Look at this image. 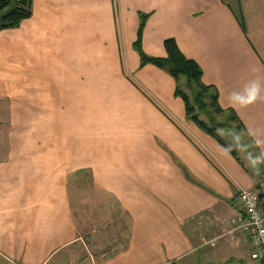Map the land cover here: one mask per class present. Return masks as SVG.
<instances>
[{
    "label": "crops",
    "instance_id": "1",
    "mask_svg": "<svg viewBox=\"0 0 264 264\" xmlns=\"http://www.w3.org/2000/svg\"><path fill=\"white\" fill-rule=\"evenodd\" d=\"M141 15L146 55L173 38L216 89L225 145L186 115L172 75L140 65ZM248 15L240 0H32L0 30V264H264L242 232L223 235L240 188L264 209V163L249 161L264 146L248 135L264 145V100L228 102L250 81L264 96V13ZM91 170L127 218L104 251L72 205Z\"/></svg>",
    "mask_w": 264,
    "mask_h": 264
},
{
    "label": "trees",
    "instance_id": "2",
    "mask_svg": "<svg viewBox=\"0 0 264 264\" xmlns=\"http://www.w3.org/2000/svg\"><path fill=\"white\" fill-rule=\"evenodd\" d=\"M31 5L32 0H0V30L18 27L22 20L31 15ZM145 18V15H141L137 30V39L134 42V46L140 55V65L142 66L150 63L164 69L172 75L176 80L174 94L179 96L184 101L186 106V115L208 134L225 145L222 137L219 135L215 125L213 124L214 117H211L206 121L201 119L197 113L201 111L208 114L209 110H211L210 114H213L222 111L217 101L216 89H213L212 92L209 90L212 88L211 86H207L202 83L201 68L193 59L186 57L180 51L173 38H167L164 40V48L166 51L165 57H151L146 55L142 51L140 43ZM182 76L186 78V84L193 92L194 102H196L195 104H193L190 96L179 86V81ZM230 151L234 153L233 150L230 149Z\"/></svg>",
    "mask_w": 264,
    "mask_h": 264
},
{
    "label": "rangeland",
    "instance_id": "3",
    "mask_svg": "<svg viewBox=\"0 0 264 264\" xmlns=\"http://www.w3.org/2000/svg\"><path fill=\"white\" fill-rule=\"evenodd\" d=\"M240 4L245 13L244 20L246 22L249 20L248 13H264V0H240ZM262 20H264V18H262ZM179 86L190 96L193 104H195L193 92L190 90L191 88L187 86L184 76L181 77ZM197 113L201 119L206 121L212 116V114H206L201 111ZM0 116L4 117L5 113L0 112ZM94 123L95 122L92 124ZM71 194L73 195L72 205L74 206V212L76 214V225L80 227V229L84 227L88 229V225H90L91 222L92 232L87 233L85 236L91 239L92 247H100L101 250H106L104 246L108 245V242L114 237L115 224L117 221H127L124 210L122 211L118 203L116 204L114 202L113 196L94 187L92 170L81 173L79 177L75 178L74 193L71 192ZM114 210L118 211V216H121V219L114 218ZM88 216L91 218L84 219ZM84 240L86 242V239Z\"/></svg>",
    "mask_w": 264,
    "mask_h": 264
},
{
    "label": "built area",
    "instance_id": "4",
    "mask_svg": "<svg viewBox=\"0 0 264 264\" xmlns=\"http://www.w3.org/2000/svg\"><path fill=\"white\" fill-rule=\"evenodd\" d=\"M239 213L226 220L223 235L234 239L237 232H242L250 246L253 259L264 258V209L260 193L255 190L240 188L237 192ZM211 245L215 240L209 241Z\"/></svg>",
    "mask_w": 264,
    "mask_h": 264
},
{
    "label": "clouds",
    "instance_id": "5",
    "mask_svg": "<svg viewBox=\"0 0 264 264\" xmlns=\"http://www.w3.org/2000/svg\"><path fill=\"white\" fill-rule=\"evenodd\" d=\"M259 79V78H257ZM251 86L245 88L244 94H241L238 91H232L228 96L229 104L235 108H246L252 104H255L257 101L264 100V96H261V88L258 83L254 81H250ZM221 132L222 130H217ZM249 136H252L253 142L256 146L262 147L261 141L257 140L256 137L253 135L252 131L249 130ZM234 139L237 143L241 140V136L236 134ZM231 146H229L230 148ZM249 161L253 167H258V165L264 163V152H261L260 155L253 156L251 153L249 154Z\"/></svg>",
    "mask_w": 264,
    "mask_h": 264
}]
</instances>
